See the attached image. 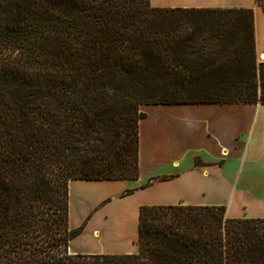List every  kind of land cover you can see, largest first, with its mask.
<instances>
[{
  "label": "trees",
  "instance_id": "1",
  "mask_svg": "<svg viewBox=\"0 0 264 264\" xmlns=\"http://www.w3.org/2000/svg\"><path fill=\"white\" fill-rule=\"evenodd\" d=\"M150 2L0 0V264H264V219L224 206H141L137 254L69 252V183L139 179L142 106L264 105L253 9Z\"/></svg>",
  "mask_w": 264,
  "mask_h": 264
},
{
  "label": "crops",
  "instance_id": "2",
  "mask_svg": "<svg viewBox=\"0 0 264 264\" xmlns=\"http://www.w3.org/2000/svg\"><path fill=\"white\" fill-rule=\"evenodd\" d=\"M151 5L253 9L256 48L264 61V11L256 0H151ZM173 109L181 110V121L174 118ZM141 111L146 118L139 126L140 182H150L146 191L164 188L167 193L165 201L153 204L224 206L228 218L264 219V105H144ZM155 116L168 123L175 141L148 126ZM164 177V183L154 181Z\"/></svg>",
  "mask_w": 264,
  "mask_h": 264
},
{
  "label": "rangeland",
  "instance_id": "3",
  "mask_svg": "<svg viewBox=\"0 0 264 264\" xmlns=\"http://www.w3.org/2000/svg\"><path fill=\"white\" fill-rule=\"evenodd\" d=\"M257 59L259 63L264 62L260 60L258 52ZM173 114L177 121H181L180 109H173ZM150 125L159 130L163 136L166 134L169 141H175L174 131L170 134L169 125L165 120L155 116L149 122L148 126ZM163 146L161 144V147ZM252 168L255 170V165ZM244 176L245 171L242 178H245ZM160 179H154V181L164 183ZM150 185V182H140V177L137 180H74L70 182V228L77 229L83 226L84 230L70 242L69 252L104 255L105 251L135 250L138 253L140 208L137 205L142 203V206H168L153 204L165 201L167 193L163 187V190L157 189L155 192L146 191Z\"/></svg>",
  "mask_w": 264,
  "mask_h": 264
},
{
  "label": "bare ground",
  "instance_id": "4",
  "mask_svg": "<svg viewBox=\"0 0 264 264\" xmlns=\"http://www.w3.org/2000/svg\"><path fill=\"white\" fill-rule=\"evenodd\" d=\"M263 59H264V57H263Z\"/></svg>",
  "mask_w": 264,
  "mask_h": 264
}]
</instances>
